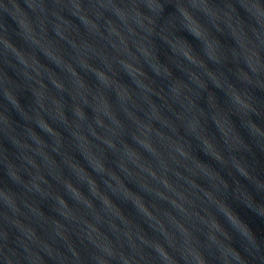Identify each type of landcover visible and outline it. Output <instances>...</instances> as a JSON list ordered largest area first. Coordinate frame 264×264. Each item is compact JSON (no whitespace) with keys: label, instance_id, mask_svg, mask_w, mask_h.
Masks as SVG:
<instances>
[{"label":"water","instance_id":"water-1","mask_svg":"<svg viewBox=\"0 0 264 264\" xmlns=\"http://www.w3.org/2000/svg\"><path fill=\"white\" fill-rule=\"evenodd\" d=\"M231 165L235 264H264V0H237Z\"/></svg>","mask_w":264,"mask_h":264}]
</instances>
